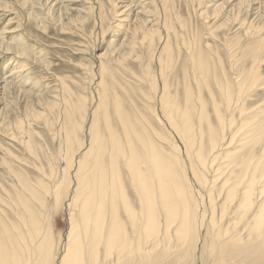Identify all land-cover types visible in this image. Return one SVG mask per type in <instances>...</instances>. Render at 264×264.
Wrapping results in <instances>:
<instances>
[{"label": "rangeland", "instance_id": "1", "mask_svg": "<svg viewBox=\"0 0 264 264\" xmlns=\"http://www.w3.org/2000/svg\"><path fill=\"white\" fill-rule=\"evenodd\" d=\"M155 1L158 10L161 11L162 1ZM200 1L166 0V13L169 17L167 14L165 15L167 17L165 23H172V28L167 31L168 33L166 31L165 34L164 32L161 33L160 36H165V39L158 40L159 43H157V37H154L149 50L145 47L136 50L134 54L135 58H128V60L122 63H116L114 62V54L107 47V42L112 35L111 30L114 29V25L117 23L114 12L122 5L119 0H86L84 3L91 4L89 6L91 10L88 12L83 9V7L88 6L85 4H77L78 7L75 12H68L62 5L54 8L44 6L45 0H0V89H2L0 90V218L2 222H5L4 225L7 223L6 225L7 227L9 226V229L13 230L17 227L15 230H19L17 232H21L24 237L27 235V228H25L26 226L19 219L22 218L28 205L29 211L35 214V217L37 216V220L40 217L41 222L38 221L41 224L43 223V226L45 225L44 227L40 225L41 230H45V233L42 232V236L48 232L47 235L49 234L53 238L51 240H53L55 264H58L60 255H63L66 248L65 240L67 242L70 230V221L68 219L76 215L78 218V208L73 207L70 200L76 187L74 177L77 167L76 162L86 151L84 149L88 147V131L90 123L93 120V112H95L93 121H96L97 126L95 132H98L99 136L102 135L105 142L107 141L105 119L108 121L109 128L115 134L118 135L120 133L119 135H121V129H119L121 126L116 121L117 119H115L114 114L115 98V101H118L120 104V108L122 107L123 113L128 112L129 114L126 113V115L132 118V120L137 117L136 127L134 125L135 131L139 133L142 127L145 128L147 133L145 135L153 143H158L157 145L162 147L165 154L176 156L171 146L176 145L180 149V159L181 161L185 160L186 165L188 162L184 156V146L180 139H177L178 136L175 135L170 127L168 128L158 104L160 96L164 91L163 83L166 85V92L169 98L175 102L180 110H184L186 102L188 103L187 108L189 109L187 112L196 134L198 133V128H202L206 132V127L212 128L213 125L215 128L213 127L212 129L217 134H219L220 128L223 127L249 128V126L245 127L243 124L246 123L244 120L250 118H248V115H254L259 106L264 108L262 100L264 99V48H262L264 47V0L263 2L259 0V14L262 16L257 14L253 18H249V21L244 17V20L241 18L242 22L240 18L234 19L232 15L224 17L226 20L224 18L219 20L216 15L212 16L204 8L206 7L205 5L199 4ZM80 2L82 3V1ZM221 2L219 1L218 3ZM37 12L40 14L38 15ZM205 17H207V21L203 20ZM208 29H210L211 33H209ZM260 39L263 42V44L261 43L263 46L260 45L261 49L259 48L260 50H258L260 53L258 52L257 60H260H256L253 63V60L246 56L247 54L244 51L247 48H253ZM166 42L169 46V49L165 50L167 53L162 50ZM172 45L174 46L173 48ZM196 52H200L204 58L203 63H201L204 66L202 75L198 74V72L196 74L194 68L192 69L190 55L191 53L194 55ZM146 54L151 58L149 61L145 59H148ZM166 55L172 57V64L171 67L165 69L163 61L167 65H170V62L166 61ZM136 58L137 60H135ZM143 69L145 70L143 71ZM253 69L258 72H254L257 76L256 82H253L254 85L253 83L252 85L251 83H246V85L248 84L247 87L240 92L238 84L241 81L245 82L248 80L250 75H254ZM129 72L130 74H128ZM138 74H141L140 76L142 77ZM128 75L134 77L131 78ZM143 75L147 76L144 77ZM150 85L156 88L157 94L155 96H153L154 93L150 89ZM187 90L190 93L189 97L185 98ZM130 92L133 95H129ZM226 98L230 102L228 105L225 102ZM136 104H138L137 107H135ZM126 107L128 110L125 109L126 111H124ZM202 107L203 111L201 113ZM226 107L227 110H225ZM235 107H238L237 111ZM252 107L257 108L254 109ZM260 107L258 109L260 113H255V117L256 122L258 121L257 124L259 123L258 126H262L263 128L264 109ZM248 108H252L251 112H249ZM129 109H131L132 113ZM132 114L135 116H132ZM143 114L146 116H143ZM214 114H216V117ZM204 116L206 119H203ZM244 116L246 117L243 118ZM199 117H201L200 120H198ZM220 118L221 122L218 121ZM260 119L262 122H260ZM143 121L147 126L143 125ZM196 122L199 126H197ZM230 122L232 126L225 127V125H230ZM69 123L70 125L74 124L76 129L74 143L70 146L67 142V134L71 129ZM218 123H220L219 126ZM162 127H164V130ZM239 131L235 136L236 140L238 136L241 138L242 129ZM166 133L170 137L166 136ZM229 134L230 132H227V130L224 132L219 146L224 144L225 141H229L228 139L231 136ZM154 135L156 136L155 139L153 138ZM158 136L167 140L159 139ZM137 143L139 142L133 141L134 146ZM225 144L222 145L224 152L221 146V149L218 147L220 150H217V152L221 153L218 154V152L216 154H218L219 158L222 157V159L218 158L217 163H221L225 159L224 155L228 151L225 147L227 144ZM136 147L140 149L141 145L138 144ZM137 152L141 153L138 149ZM67 158L72 159V166L65 165ZM119 165V169L121 168L120 171H122L123 183L127 189L129 188L128 180L125 178L124 168L121 167V163ZM189 179L192 185H196L191 175H189ZM43 185H46V187ZM30 186L32 187L31 189ZM40 186H43L44 189L42 190ZM24 187H26V192H24ZM55 187L57 189H55L56 193L54 194V189L52 188ZM59 187H62L61 190L63 189L61 194L57 192ZM15 189L19 191V201L16 199L17 191ZM44 190H47V195ZM34 191H36V195L38 194V198L33 193ZM195 192H200L198 186H195ZM62 193L64 194L62 195ZM128 193L129 197H131L132 205L136 208L137 202H135L133 194L130 193V190ZM31 194L36 197L34 196L33 198ZM51 194L55 195V197H52ZM23 195L24 200L21 198ZM56 195L58 196L56 197ZM59 196L61 199H65L62 200L64 202L60 201ZM40 197H43V199ZM56 198L57 200L59 199L57 202ZM19 203L27 204L26 206H22L23 204L20 206ZM54 203L59 205L56 206ZM67 203L71 205L68 206ZM39 205L43 207L41 208ZM43 208L47 209V211ZM19 209L20 213L18 212ZM15 214L16 217L18 216L17 218ZM19 214H22V216H19ZM28 214L24 217H28ZM119 214L122 217L120 219L125 221L121 210ZM7 219L8 222L12 219L11 223L13 221L16 227L14 226L13 228L12 224L7 222ZM45 227H47V231ZM24 238L26 239L27 237ZM29 243V241L26 242L28 246L30 245ZM202 245L203 243L199 246V250L200 247L201 250H198L199 258H196L195 261L192 259L187 264L212 263L205 254H203V258L199 256L202 255ZM54 248H56V251Z\"/></svg>", "mask_w": 264, "mask_h": 264}, {"label": "bare ground", "instance_id": "2", "mask_svg": "<svg viewBox=\"0 0 264 264\" xmlns=\"http://www.w3.org/2000/svg\"><path fill=\"white\" fill-rule=\"evenodd\" d=\"M80 1H82V3ZM85 1L86 0H45L44 6L46 5L49 6V8H54L58 5H62L68 12H75L78 7L77 4L88 5L84 3ZM161 1L162 9L160 11L156 6L155 0H119L122 5L114 12L117 23L112 30L111 26L110 30L112 35L107 42V47L114 54V62L122 63L128 60V58H135V51L143 49L144 47L149 50V46L154 37H157V43H159L158 40L165 39V36L161 37L160 35L162 32L165 34V31L171 30L172 23H165L167 18L165 17L167 14V5L165 4L166 0ZM205 1H207L206 4H204ZM219 1L222 2L218 3ZM259 2V0H201L199 4L205 5L206 7L204 8L211 13L212 16L216 15L219 20L232 15L234 19L240 18L241 20L242 18L244 20V17H246L249 21V18H253V16L260 13ZM90 5L91 4L83 7L84 11H90ZM37 14L39 15L40 13L37 12ZM167 16L169 17L168 14ZM203 20L207 21V17ZM209 30L210 29H208V31ZM209 33L211 32L209 31ZM185 41L187 40L185 39ZM261 43L263 44L260 39L255 45L253 44V48H247V50L244 51L247 54L246 56L253 60V63L256 62L257 56L260 53L258 50L263 46ZM173 47L172 45V48ZM168 49L169 46L166 42L162 50L167 53L165 50ZM148 54H146L148 59H145L149 61L151 58H149ZM166 56V61H169L170 65H167L162 59L165 63H163L165 69L171 67L172 64V57ZM202 56L200 52H196L194 55L191 53L190 55L192 69L194 68L195 73L197 74L198 72L200 75H202L204 71V66L201 64L204 61ZM135 60H137V58ZM146 60L145 62H147ZM173 66L174 64L172 68ZM256 69L258 70V68ZM144 70L145 69H143V71ZM254 70L255 69L252 71L253 73L256 72ZM128 74H130V72ZM138 75L140 76L141 74ZM130 77L132 78L134 76ZM256 80L257 76L255 73L252 76L250 75L248 80L245 82L241 81L238 84L239 91L245 90L248 85H246V83H251L252 85ZM209 83L211 82L209 81ZM152 86L153 85H150V89H152L154 93L153 96H155L157 94L156 88ZM163 89L165 92L163 91L161 94L158 104L160 105L163 119L168 128L170 127L175 135L178 136L177 139H180L184 146V156L188 162V164H186L187 166L185 165V160L181 161L180 149L176 147V145H171L176 156L165 154L162 147L157 145L158 143H153V141L145 135L147 134L145 128H139V133L135 131L134 125L137 123V117L132 120V118L126 115L128 112L123 113L122 107L120 108V104L118 101H115V98L114 114L116 117L115 119H117L116 121L120 123V125H118L121 127L118 128L121 129V135H119L120 133L118 135L115 134L114 131L109 128L108 121L105 119L106 132H104L107 136V141L105 142L102 135L99 136L98 132H95L97 126L96 121H93L95 115V112H93V120L90 123L88 131V147H85L86 149H84V151H86L76 162L77 167L74 173L76 187L73 190V195L70 200L73 207L78 208V218L75 214L76 219L74 216L68 219L70 221V230L67 242L65 240V251L63 255H60L61 257L58 264H187L192 261V259L195 261L196 258H199L198 250L201 243H203L204 246L202 245V255L199 256L203 258V254H205L209 260H211V264H264V127L258 126L259 123L257 124L258 121L256 122L255 117V113H260L258 110L260 106L258 109H256L257 107H252L256 109L257 112L252 116L251 114L248 115V118L250 117L248 120L243 119L244 122H246L243 124L245 127L249 126V128H231L230 126L232 125L230 122V125H225V127L229 126L230 128H220V132L218 131L219 134L212 129L214 127L213 125L212 128L206 127V132L204 129L198 128L197 135L196 132H194L191 119L187 112L189 109L187 108L188 103L186 102L184 110H180L175 102L169 98L164 83ZM189 93L188 90L185 92V98L189 97ZM129 95L133 94L130 92ZM227 98L225 102L228 105L230 102ZM262 100L264 102V99ZM137 105L138 104H136L135 107H137ZM128 108H124V111H126L125 109L128 110ZM237 109L238 107L236 111ZM251 109L247 111L251 112ZM129 110L131 112V109ZM225 110H227V107ZM202 111L203 107L201 108V113ZM132 116L135 115L132 114ZM143 116L146 115L143 114ZM214 116L216 117V114H214ZM227 117L230 118L229 116ZM245 117L246 116L243 118ZM204 118L206 119L205 116L203 119ZM200 119L201 117H199L198 120ZM140 120L142 121V119ZM218 121L221 122V118ZM241 121L240 123H242ZM260 122H262L261 119ZM142 123H144V121ZM196 124L198 123L196 122ZM219 124L220 123H218V126ZM143 125L147 126L145 123ZM197 126H199V124ZM207 126L209 127V125ZM70 128L69 133L67 132V142L69 146L74 143L76 130L74 124L70 125ZM163 128L164 127H162V129ZM241 129L242 135L239 134L241 138L238 136L236 140L235 136ZM226 130L227 132L229 131V135H231L230 139L227 138L229 141H225L227 144L225 147L228 149L224 155L226 160L223 158L224 161L221 160V163H217L219 158L218 154L221 153L219 151L218 153L217 150H220V146L222 147V145L225 144L219 146ZM165 135L170 137L167 133ZM155 137L154 135L153 138L155 139ZM158 138L167 140L160 136H158ZM133 141L139 142L137 145L140 144L141 148L139 149L136 147L137 145L134 146ZM169 147L168 145V148ZM223 148L224 147H222V149ZM137 149L140 150L141 153L137 152ZM219 159H222V157ZM71 160L72 159L67 158L65 165L70 166ZM120 163L122 165L121 167L124 168L123 170L126 176L124 177L128 180V182H126L130 189H127L130 190V193L133 194L136 200L134 201L137 202L136 208H134L132 200H130L129 190L124 186L123 176L121 174L122 171H120L121 168L119 169ZM189 175L192 176L196 185H192L189 181ZM50 180L52 181V179ZM59 183L61 184V182ZM26 185L28 184L26 183ZM43 186H40L42 190L44 189ZM195 186H198L200 190L199 193L195 192ZM44 187H46V185ZM25 188L26 187H24V192H26ZM31 188L30 186V189ZM61 188L62 187H59L57 191L60 192V194L61 191H63ZM52 189H54L53 192L55 194V189L57 188L55 187ZM18 192L19 191L16 192L17 197ZM35 192L36 191L33 193L35 194ZM44 192L46 193L47 190H44ZM21 194L23 193L21 192ZM63 194L64 193H62V195ZM53 196L55 197V195H52V197ZM57 196L58 195H56V197ZM17 197L16 199L19 201L20 196ZM38 197L39 196H37V198ZM21 198L24 200V195ZM41 199H43V197ZM63 199L64 198L61 199L60 197V201ZM32 200L35 201L36 199ZM50 200L52 199L50 198ZM55 200L57 202L59 199L57 200L56 198ZM23 203L25 202L23 201ZM44 203H42V205H44ZM22 204H20V206ZM26 204L22 206H26ZM71 204L68 205L67 203L68 206ZM27 206L26 208L24 207V214L21 211L23 216L19 214L22 218H18L19 221L21 220L20 222L26 226L25 228H27V235L24 236L27 237L26 239L21 232H17L19 230H15L17 227L13 224V221L11 223L12 219L8 222V218L7 222L12 224L11 226H13V228L14 226L16 227L13 230L9 229V226L7 227V223L4 225L5 222H2L0 218V264H55L53 240H51L53 238H51L49 234L47 235L48 232H46V235L42 236L45 230L42 231L40 225L43 226V223H40V217L38 218L40 222L36 219L37 216L35 217V214L31 213L29 211L30 208ZM42 207L43 206H41V208ZM16 208H18V206H16ZM31 208L33 207L31 206ZM119 208L125 217V221L120 219L122 217L121 214H119ZM45 210L47 211V209ZM18 212L20 213V209ZM25 212L26 214L29 213L26 218L24 217L26 216ZM45 228L47 231V227ZM27 241L30 242L29 246L31 247L26 244ZM54 249L56 251V248Z\"/></svg>", "mask_w": 264, "mask_h": 264}]
</instances>
